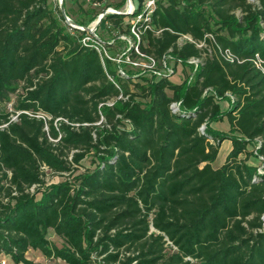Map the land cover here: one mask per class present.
Instances as JSON below:
<instances>
[{"label":"trees","instance_id":"obj_1","mask_svg":"<svg viewBox=\"0 0 264 264\" xmlns=\"http://www.w3.org/2000/svg\"><path fill=\"white\" fill-rule=\"evenodd\" d=\"M144 1L134 0L130 15L104 14L96 39L107 49L120 36L135 43L125 20H135ZM154 1L149 21L134 26L138 50L159 68L201 59L179 84L121 74L93 41L83 44L94 37L78 28H89L106 0H88L86 9L64 0L78 28L49 0H0V257L7 264H29L30 250L62 264H264V173L240 158L254 145L264 160V0ZM123 4L105 7L124 12ZM19 85L23 95L8 113ZM37 114L49 118L47 130ZM224 120L227 133L211 127ZM224 141L231 151L214 169ZM89 154L92 169L44 187L42 167L69 173Z\"/></svg>","mask_w":264,"mask_h":264},{"label":"rangeland","instance_id":"obj_2","mask_svg":"<svg viewBox=\"0 0 264 264\" xmlns=\"http://www.w3.org/2000/svg\"><path fill=\"white\" fill-rule=\"evenodd\" d=\"M79 3L83 4V9L87 8V2L88 0H77ZM134 0H131V5L134 7ZM49 2H52L54 5L58 6L59 5V0H49ZM123 0H106V2L104 4H102L101 6L97 7L98 12H100L99 16L104 14L105 12H109L112 11L113 8L112 7H105L107 4L110 5H117L122 3ZM249 2L253 5H258L256 0H249ZM126 0H124V4L121 6V8L119 10H125L126 8ZM69 6V5H68ZM71 13H76L77 12V7L76 6H72ZM78 14V12H77ZM106 14V13H105ZM236 15L239 17V14L236 13ZM98 16V17H99ZM69 19V18H68ZM98 19V18H97ZM97 19L95 21H93L90 25H89V29H91L95 22L97 21ZM126 24H133L134 19L129 20L128 18L125 20ZM104 30V25L103 24H99L98 27V31L97 34H102V31ZM95 32V31H94ZM94 32L92 33L95 36V43H97V48L99 49L100 54L102 55V57H106L109 60L113 61L116 65H118L120 67L119 72H121V70H130L133 72H136L137 78L140 77H144V78H149L151 79L152 77H154L152 75V71H148L147 69H145V67L147 65L146 60H144L143 58H137L136 60H133L134 63H137V66H133L129 63H127V61L125 60V55L126 53H129L132 49L133 46V40L130 37H123L120 36L119 39H121L122 43L120 44H114V42L109 41V45H110V49H107L105 46H103V44L98 41L96 39V35L94 34ZM112 35H114V33H112ZM89 41V39H87ZM92 40V39H91ZM92 40V41H94ZM184 41V39H182ZM91 41V42H92ZM182 42V41H181ZM94 43V44H95ZM130 60V59H129ZM131 61V60H130ZM191 61H188L187 64H181V63H175L174 61H166L165 62V66L167 67L168 71H163L162 74H167V76H169V80L170 82L174 83V84H179L180 82H182V80L184 79L185 76L187 75H193L194 70L196 69L195 64L194 63H190ZM201 62V60H200ZM156 69L157 71H160L161 68L158 67V63H156ZM124 68V69H123ZM171 72V73H170ZM155 78H157L155 76ZM137 81L142 82L139 79H134ZM23 95V86L19 85L17 88L16 93L11 97V101L5 106V111L6 112H13L14 107L16 105V100L21 97ZM231 100H227V101H222L220 102V107L222 110H226L229 107V102ZM112 102H108L107 105H111ZM14 117H12L13 119ZM48 119H46L44 122V126L45 129L47 130V126H46V122ZM211 127L219 132L222 133H227L228 132V124L227 122L224 120L222 122H218V123H212ZM231 151V144L228 141H224L220 148H219V152L217 155L216 160L212 163V168L217 169L219 168L221 165H223V163L225 162V159L227 157V155L229 154V152ZM242 160H244L246 163L256 167L258 170H262V167L264 165V162L255 155V151H254V145H250L247 148V154L246 155H242L240 157ZM68 159L70 160V157H68ZM94 159L92 157L91 154L87 155L78 165L73 166L72 170L69 173H65V174H55L53 172H51L48 168L46 167H42L41 168V179L43 180L44 183V187H47L48 185H52V184H57L63 181H70L73 182V178L75 176H77L79 173L83 172L86 169H92L95 165L94 163ZM4 186H8V182L5 181L3 182ZM28 192L33 193L35 192V187H32L28 190ZM48 239L57 247H61L63 242L57 238L56 236H54V234L49 231L48 235H47ZM26 258L29 261V264H62L59 261H54V260H48L46 258L43 257V255L39 252V251H29L26 254ZM7 260V259H6ZM8 263V260H7Z\"/></svg>","mask_w":264,"mask_h":264},{"label":"built area","instance_id":"obj_3","mask_svg":"<svg viewBox=\"0 0 264 264\" xmlns=\"http://www.w3.org/2000/svg\"><path fill=\"white\" fill-rule=\"evenodd\" d=\"M154 7H155V1L154 0H145L144 1V3H143V8H142V11H141V14L139 15V16H137L136 18H135V20H134V22H133V24H132V27H131V34L134 36V38H135V43H134V41H133V46H132V49H134L133 50V52L135 53V55L139 58H143L144 60H146V62H147V65L146 66H143V67H145V69H147L148 71H152V75L153 76H156L157 78H162V77H168L169 78V76H167V74H162V72L164 71H168L167 70V67L165 66V61H162L161 62V69H160V71H157V70H155L156 69V61L152 58V57H149V56H145L144 54H141L140 52H139V50H138V42H139V34L137 33V31L135 30V24H137L139 21H141V20H143V21H145V22H148L149 21V18H150V16H151V14H152V12H153V10H154ZM133 10H134V7L132 6L131 7V10H129V11H126V8H125V11L124 12H128V15H130V14H132V12H133ZM109 13H115V11H109ZM93 35V34H92ZM93 37H94V39H95V36L93 35ZM87 39H89V41H92L90 38H84L83 40H82V42H83V44H86V43H88L89 41L87 40ZM93 39V40H94ZM184 39H186V40H188V41H190V39L189 38H184ZM96 41V40H95ZM95 41H93L94 43H95ZM97 43H95V45H94V48L99 52V49L97 48ZM202 45H198L197 47H201ZM100 53V52H99ZM130 53V52H129ZM129 53H126V55H125V60L127 61V63H129V64H131V65H133V66H137L138 64L137 63H134L133 62V60H131L130 59V54ZM221 55H222V57H223V59L225 60V61H227V62H229V63H232L234 60H235V58L233 57V55L228 51V50H225V51H223L222 53H221ZM131 61H130V60ZM200 60L201 59H191V60H189V61H191L190 63H194L195 64V68H197L198 66H200L201 65V62H202V60H201V62H200ZM256 67H259V62H257L256 63ZM121 74H122V72H120ZM171 73V72H170ZM171 108H172V111L173 112H176L177 111V104H172L171 105ZM31 117H35V118H37V119H41V120H43V121H45L46 119H48L49 120V118L48 117H45L44 115H42V114H37V115H31ZM12 120H15V117L12 119ZM263 162H264V160L261 158V157H259ZM263 168H264V165H263V167H262V170L260 171V170H258V173L259 174H262V173H264L263 172ZM0 264H7V260L4 258V257H0Z\"/></svg>","mask_w":264,"mask_h":264},{"label":"water","instance_id":"obj_4","mask_svg":"<svg viewBox=\"0 0 264 264\" xmlns=\"http://www.w3.org/2000/svg\"><path fill=\"white\" fill-rule=\"evenodd\" d=\"M126 11H129V10H131V7H132V5H131V0H126ZM58 7H59V10H60V13H61V15H62V17L64 18V20H65V22L68 24V25H70L71 27H74V28H78V27H76V25L73 23V22H71L67 17H66V14H65V8H64V0H59V5H58ZM105 13H109V12H105ZM104 13V14H105ZM104 14H102V15H100L99 17H98V19H97V21L95 22V24H94V26L91 28V29H89V28H78V29H80V30H85V31H87L89 34H92L95 30H96V27H97V25L99 24V22H100V20L102 19V17H103V15ZM115 14H124V15H128V12H115Z\"/></svg>","mask_w":264,"mask_h":264},{"label":"crops","instance_id":"obj_5","mask_svg":"<svg viewBox=\"0 0 264 264\" xmlns=\"http://www.w3.org/2000/svg\"><path fill=\"white\" fill-rule=\"evenodd\" d=\"M229 142V141H228Z\"/></svg>","mask_w":264,"mask_h":264}]
</instances>
